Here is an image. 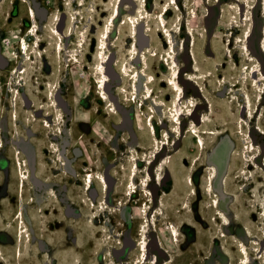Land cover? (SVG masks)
I'll return each mask as SVG.
<instances>
[{"label":"rangeland","instance_id":"1","mask_svg":"<svg viewBox=\"0 0 264 264\" xmlns=\"http://www.w3.org/2000/svg\"><path fill=\"white\" fill-rule=\"evenodd\" d=\"M177 1L37 0L39 5L32 7L25 0L17 5L24 10V22L13 19L5 33L0 32L2 54L13 69L7 72L13 77V90L9 89L10 77L0 71V124L3 121L7 136L13 137L9 125L17 115V139L23 143L11 140L10 144H16L20 161V157L40 158L46 154L41 142L48 117L52 123L50 140L56 143L58 135L47 95L60 92L65 97L61 106L68 110L65 120L60 119L63 136L59 137L69 142L66 145L71 152L80 147L83 166L81 185H71L66 174L43 178L46 184L42 189L24 187L23 201L18 184L28 177L27 170L21 177L12 176L11 188L5 179L0 190V254L5 257L0 258V264H59L63 259L69 264H264V196L260 209L254 201L260 198L259 192L252 191L254 184L250 182L243 192L239 186L246 181L238 177L242 173L244 179L255 178L254 174L249 177L254 172L250 166L256 164L259 170L261 154L257 152L264 145V106L258 105L264 98V73H259L261 67L254 71L257 62L260 64L257 58L264 57L259 47L264 39V0ZM2 6L16 8L4 0L0 10ZM39 8L47 10L46 16ZM168 8L171 10L163 19ZM25 38L28 55L23 51ZM135 44L137 50H133ZM132 70L135 73L130 75ZM197 81L203 92L195 86ZM168 83L181 93L175 100V124L166 114L174 98ZM183 87L190 98L187 102L181 99L185 96ZM238 96L244 106L249 104L247 116ZM157 103L160 106L156 107ZM43 106L49 108L50 115ZM125 116L133 127L131 142L141 139V129L150 138L151 127L155 156L164 145L149 169L151 208L148 202L141 208L143 197L133 194L136 182L130 186L133 198L125 193L129 172L123 169L128 164L124 153L128 148L125 139L129 138L123 127ZM200 118L205 122L199 123ZM156 124L160 127L158 138ZM37 130L42 131L41 136ZM141 141L151 149V141ZM220 143L221 163L225 162L222 175L230 170L228 188L235 199L226 208L231 225L220 219L224 213L219 208V195H214L212 175L216 170L210 155ZM8 150L6 139L0 155L7 156ZM153 152L146 153L149 163ZM13 153H9L11 159ZM134 155L133 163L138 159ZM48 156L52 159L55 153ZM5 158L2 156L4 171ZM14 166L13 159L11 171ZM209 171L211 184L206 185ZM102 174L115 188L101 189L96 180ZM140 174L144 176L138 185L144 186L149 177L146 170ZM191 174L199 180L201 191L206 185V201L216 206L219 220H214L213 209L203 207L201 197L190 198ZM155 177L158 182L162 177L161 184L154 183ZM53 190L58 198L50 195ZM149 190L145 187L142 195L149 198ZM260 191L264 195V186ZM30 197L35 201L30 202ZM24 206L25 219L18 226L16 219ZM25 224L32 228V234L28 232L34 236L31 245L22 243L16 234ZM65 246L70 247L71 256L65 253Z\"/></svg>","mask_w":264,"mask_h":264},{"label":"flooded vegetation","instance_id":"2","mask_svg":"<svg viewBox=\"0 0 264 264\" xmlns=\"http://www.w3.org/2000/svg\"><path fill=\"white\" fill-rule=\"evenodd\" d=\"M0 1L3 2V0H0ZM27 1H28V3H27L28 6H29V3L32 5V7L34 6V4H35V6H38L39 5V3L37 2V0H27ZM20 2H21V5H22L23 4L22 2H25V0H7V1L4 0V3H8L9 6L11 4L13 6L16 5V8H13V9H5L2 6V9L0 10V23H1V25H0V29H1L0 32L5 33V30H7L9 28V27H7V25H10V23L12 22L13 19L21 20V22H24V16H25L24 10H22V9L19 10V7L17 6ZM39 11L41 12V15L46 16L47 10L45 8H41V9L39 8ZM1 40H2V35H0V71H1V74H3V76H4V75H7V72H11V69L12 68L10 67L11 64L9 66V61L10 60L8 58H6L2 54ZM259 47H261L260 49H262V44L261 43L259 44ZM262 51H264V50L262 49ZM263 55H264V53H263ZM257 60L260 61V64H261L260 65L261 71L259 73H264V57L263 58H257ZM4 69H7V70H4ZM8 77H10V78H8V79H10V81H9L10 82L9 89L10 90H13V88H11V80H13V77H11V75L8 76ZM16 82H17V79L14 80V84L15 85H17ZM196 84L199 85L200 83L197 81ZM6 87H7V85H6ZM183 88L185 90V97H184L186 99L185 102H187V100H189L190 98H186V93H187L186 90H187V88H185V87H183ZM241 89H242V87L240 88V92H241ZM6 91H8V89ZM200 92H203V91H200ZM57 93L60 96V98H65V97L62 96V94L60 92H57ZM258 99H259V97H258ZM24 101H26V100H24ZM79 101H80V99H79ZM79 101H77V102H79ZM29 102L32 103V100L31 101L29 100ZM27 103L28 102H25V104H27ZM147 103H149V102H147ZM238 103L239 104H242V108H243L242 109V112H243V115H244L245 114V107H244L243 101H241L239 99V96H238ZM258 105L264 106V98L261 100L260 103L258 102ZM258 105L255 104V106H254V111L257 110V113H258V110H259ZM182 106H185V104L184 105L181 104V107ZM183 108H185V107H183ZM66 109L68 110V108H65V110L63 111V114L64 113L66 114V111H67ZM128 113H130V110L127 111V114ZM257 113H256V115H257ZM63 114H62V116H63ZM65 114H64V117L61 118L62 121L65 120ZM51 115L54 116L53 114H51ZM13 116H14V113H13ZM49 119H51V118L48 117V120ZM254 121L257 122V117L252 120V123H251L252 128H253V124L255 123ZM10 123H11V125H9L10 126L9 127V130L11 131V135L13 136L11 138L7 136L8 133L6 131L7 129L5 127L4 122L2 121L1 124H0L1 125V127H0V130H1L0 131V135H2L0 137L1 138L0 139V148H3L4 147L6 139H7V142H9V150H8L7 156L5 154H1L0 155V157H1V159H0V190L2 189V186H3L6 178L8 179L7 182H6L7 183V186H8V188L9 187L11 188V179H12V176L15 175V176L21 177L22 173L24 171H26V170H27V173L29 175V178L31 179V181L29 182L30 184L29 185L27 184L29 187L31 186L30 187L31 190L36 189V188L37 189L44 188L46 183L43 180V178H52V177L55 178V177H58V175L60 176V175H64V174L69 175V179H70L69 182L71 183V185H74L75 187L78 186V185H81L80 182L82 180L81 175H82V166H83L81 149L79 147V149H77L76 152H71V148H69L70 146L67 147V145H68L69 142H66V140H63V138H62L63 142L61 141V137H59V136H63V130H62V127L61 126H59V128L56 131V132H58V135L55 137L56 143H54V142H52V140H50V139H52L51 138L52 137L51 136L52 135L51 134L52 131H49L47 134H43V137H42L43 141L41 140L42 141L41 142V145H42L41 148H43V150L42 149L41 150H42V152L45 151V153H46L45 155H42L40 158H38V156H36V157L33 156L31 159L28 158L26 160H23V158L20 157L22 159V161H20V159H19V155L20 154H18V153H20V151L18 150V152H17V151L14 150V146L16 144L14 143L13 144V147H12V144H10L11 140L13 142L18 141V142H21V144L23 143V141H20L19 139H17V134L18 133L16 132V129H15L16 126L19 127V122L16 121V120L13 121V119H11V122ZM51 124L52 123H50V121H49V124L48 125H51ZM60 124H61V122H60ZM123 127H124L125 131L129 134V138H126L125 139L126 145H127L128 148L125 149V153H124L125 160L127 161V163L129 165L127 164V166H126L124 164V167H123V169H125V170L128 169L129 170V172H126V173H128V176L126 177L127 178V184L125 186V193L130 196V199L133 198V195H130L129 192L131 191L130 190L131 180H132V177H134V169L136 168V166L133 164V161H132V155L136 154L137 155V158H138V171L135 172V182H136V184H135V188L133 187V189H135L137 192H134V193H139L143 197V202L141 204V208H142V206L144 207V205H145L146 202L149 203L150 208H151V204L153 203V198L151 197L152 196V192L149 190V184H150V182L152 180V177H151V174H150L151 172H149V169L152 168V167H154V163L159 158L160 154L162 153V150L164 148V145L161 144V148L159 150V153L157 152L158 155L156 157L155 156V153L153 152L154 149L152 147V140L151 139L153 137L151 136L152 135V133H151L152 128L151 127L149 128V133H150V138H149V137H146V134H147L146 131L143 132L142 129L140 130L139 125L136 123V127L139 128V130L141 131V139L142 140H145L146 143H147L148 140L151 141V149L150 150L147 147L148 145H145V143L143 144V142L141 141V139L137 138V136L134 137V139L137 138L136 141H133V142L130 141L131 140V134H132L133 127H132L131 120L127 121V117L126 116L124 117V120H123ZM156 127H157V136H156V138H158V130H159L160 127H158L157 124H156ZM257 127H258V125H256L254 127L255 133H256V128ZM77 129H78V135H80L81 134L80 124H78ZM37 131L40 133V136H41L42 135V131H40V130H37ZM181 133H182V125H181ZM179 134H180V132H179ZM258 136H259V134H258ZM14 137H16L15 138V141L13 140ZM46 139H47L48 142H46ZM153 140H154V138H153ZM160 143H161V141H160ZM221 145H223V144L220 143L219 145H217V148L213 150V152H212V154L210 156L213 157V161H214L213 167L216 170L215 173H213V175H212V177H213V183H214L213 186H214V190H215L214 191V195H216V194L219 195V198H218L219 199V202H220L219 208H220L221 211H223L224 213H226V211H224L223 208L225 207V210H226L227 205H230L231 203L233 204L235 199H234V192H232V190H230L228 188V181H227V179L229 177V171L230 170L228 169L229 170L228 173H227V171H225V173L222 175V167L224 168L225 162L223 161V163H224V166H223V163H221V158H222L221 157V154L222 153L219 152V147ZM57 147L59 148V150H58ZM208 147H207V149H208ZM67 150H68V152H67ZM132 150H133V152H132ZM10 151H13L14 152L13 153L14 154L13 155L14 156L13 159H14V164H15V166H14L15 167V170L14 171H11V160H13V159H11L9 157ZM49 152L50 153H52V152L55 153L54 158L51 159L48 156V153ZM56 152H57V154H56ZM147 152H149V153L153 152V155H152L153 156L152 163H149L150 161L149 160L147 161V159H146V153ZM257 153H260L261 154L260 163L264 164V162L261 161V159H264V145H263V148H261V150H258ZM17 154H18V156H17ZM2 156L6 157L5 158V161L7 163V165H6V171H4V169L2 168V162H4L3 159H2ZM144 162H145L146 165L144 164ZM260 163H259V165H260L259 170L256 167V164L255 165L252 164L250 166V167H253L254 168V172L251 171L252 174H250L249 177H252V175L254 174L253 175V176H255L254 179L253 178H251L250 180L244 179V177H243L244 175H242V173H241L242 176L239 174L238 177H242L243 180L246 181V183L243 185V187H240L239 186V190H242L243 192L248 189V187L250 186L249 185L250 182L254 184L253 185V188H252V191H255L256 193L257 192L260 193V198L255 199L254 201H257L258 202L257 205H259L260 206V209H261L262 208V202H260V200H261L262 196H264V195L261 193L260 188L264 186V169H263V165H261ZM141 165H143L146 168L145 169L142 168ZM23 166H26L27 168H24L23 169L22 168ZM54 167H57V169H54ZM144 170H146V172H147V175L149 177V181L144 186L138 185L139 184L138 183V179L140 177H143L144 176V175L141 176L140 173L143 172ZM97 172H99V171H97ZM154 174L156 176V173H153V175ZM157 177L154 178V183L155 184L156 183L161 184L162 177H161V181H159V182L156 180ZM71 179H72V181H71ZM198 183H199V180L197 179V177H195L194 174H191L190 175V198L191 197L192 198L201 197V202H202L201 204H203V207H205L207 209H213L215 211V218H214V220H217V219L219 220V218H217L218 209L215 208L216 206H214V207L211 206V202L208 203L206 201V198H205V195H204V190L206 188V185L207 184H211V181H210V171H209V176H208V179H207V183H206L205 187H203V190L202 191H201L200 187L198 188V186H199ZM99 184H100V182H99ZM217 184H220V186L222 187V190L221 191L218 190ZM55 185H57V184H55ZM145 187H147V189L149 190V198L142 195V193H144L142 190H145ZM67 188H68V186H67ZM110 188L113 189V188H115V186H111L110 184L109 185H105V187H104L103 190L104 191L105 190L107 191ZM20 190H21V188H20ZM225 191L228 192V195L225 194ZM52 193L53 194H50L52 197L58 198L57 192H55V190H53ZM78 193H80V190H79ZM31 194H33V193H31ZM226 196H227V199H226ZM34 201H35V197H33V199H31L30 202H34ZM85 201H87V199H85ZM85 201H83V202H85ZM30 202H28V203L31 204ZM80 203L82 204V199L80 200ZM121 203H123V202H121ZM85 204L87 205L88 203L86 202ZM191 204H192V202H191ZM191 204H190V209L193 211V209L191 208ZM93 206H94V204H93ZM24 208H25V206H24ZM111 210H113V209H111ZM143 210H144V208H143ZM147 212H148V210H147ZM260 213L262 215V212H260ZM144 215H145V218L147 219L148 218V217H146L147 213L146 214L144 213ZM146 219H145V221H146ZM145 221H143V222H145ZM231 223L232 222L229 221V224L230 225H231ZM29 229H30V233L32 234V232H31L32 231V228L30 227ZM34 229H35V227L33 228V231H35ZM33 237L34 236L32 235L31 236V243H32ZM66 248H68V250L65 251V253H70V256H71V251H70L71 249H70V247H68V246L63 247L64 250ZM145 255H144V257H145ZM73 258H74V256H73Z\"/></svg>","mask_w":264,"mask_h":264},{"label":"bare ground","instance_id":"3","mask_svg":"<svg viewBox=\"0 0 264 264\" xmlns=\"http://www.w3.org/2000/svg\"><path fill=\"white\" fill-rule=\"evenodd\" d=\"M132 3V2H131ZM178 3V1L176 0V4ZM262 5L264 6V2L262 1ZM170 10H171V8H168L166 11H165V13H164V15H163V19L165 18V16L170 12ZM119 11H120V4H119V7H118V10H117V13L119 14ZM142 14H143V12H142ZM137 16H138V14H137ZM132 18V17H131ZM144 27V26H143ZM165 28V27H164ZM186 33H188L187 31H185ZM263 34H264V28H263ZM37 33H38V31H37ZM57 33L59 34L60 32H58L57 31ZM139 34H140V32H139ZM173 31H171L170 32V34H169V36L173 39ZM136 37V36H135ZM140 37V36H139ZM168 40V39H167ZM105 42V40H103V43ZM263 42H264V39L261 41V44H262V49L264 50V48H263ZM26 39L24 40V43H23V51H24V54H26V55H28V48L26 47ZM168 43H172V41L170 40V41H168ZM171 47H172V45H171ZM133 50H137V46H136V44L135 45H133ZM264 52V51H263ZM190 57L191 58H194V55L192 54V52L190 53ZM256 61H258V60H256ZM139 63V62H138ZM258 63V67L256 68V69H254V71H255V73L257 72V70H258V68L260 67V64H259V62H257ZM18 71V70H17ZM132 73H129L130 75H132V74H134L135 73V70H132L131 71ZM138 72V71H137ZM145 74V73H144ZM139 75H140V73L138 72V75H137V77H138V80H139ZM142 76V75H141ZM107 76H105L104 78H106ZM242 77V76H241ZM244 77V76H243ZM100 78H101V76H100ZM171 80H172V76H171V78H170ZM241 79V78H240ZM147 80H148V78H147ZM192 80V79H191ZM174 82H175V84H176V80H174ZM168 85H169V87H173L172 85H170L169 83H168ZM177 85V84H176ZM197 88H198V90L200 91V90H202V88H201V86L200 85H198V84H196L195 85ZM148 90H149V86H148V84L145 86ZM173 89V88H172ZM180 88H179V85H178V90H179ZM173 91H174V98H173V101H172V103L169 105V107H167V112H166V114H167V116L169 115V117H171L172 118V120H173V123L175 124V116L177 115V113H178V104L176 105L175 104V100L176 99H178V97H179V99H180V96H181V93L179 92V91H175L174 89H173ZM145 93H146V91H145ZM244 95V94H243ZM48 96V98H49V108H50V111L51 110H53L52 112L54 113L53 115H54V117H55V119H56V121L55 122H57V124H58V128H59V126H60V119L62 118V114H63V108H62V106L61 105H63L64 103H65V99L64 98H60V96L58 95V93H56V94H54L53 92H52V94H48L47 95ZM146 96V95H145ZM184 97L185 96H182L181 97V99L183 98L184 99ZM42 102V101H41ZM154 103V102H153ZM42 104V103H41ZM160 104V103H159ZM158 103H157V106L156 107H158V106H160ZM247 104V105H246ZM174 105H175V108H174ZM248 103H245V115L247 116L249 113L248 112H250V107H248ZM39 106H42V105H39ZM49 108H44V106H43V108L42 109H44L45 110V113L46 114H48V115H50V111H48V109ZM65 109V108H64ZM246 109H247V112H246ZM154 111V110H153ZM155 112V111H154ZM251 114V113H250ZM16 116V121H18L17 120V115H15ZM201 120H199V123L201 122H205V119H202V118H200ZM46 121V130H45V133H43V134H47L50 130H51V127H52V124L51 125H48L49 124V120H48V118L45 120ZM141 127V126H140ZM17 128H19L18 126H16L15 127V129H17ZM155 128H156V125H155ZM193 129V128H192ZM15 131V130H14ZM205 133H208L207 131L205 132ZM158 155V154H157ZM135 155H132V158L134 157ZM157 157V156H156ZM134 165L136 164V168H138V159H135V162L133 163ZM27 168V167H26ZM135 168V169H136ZM135 172V171H134ZM25 173H27V172H25ZM28 174V173H27ZM101 175V174H100ZM88 177H89V175H88ZM91 178V177H90ZM31 181V179L29 178V175H28V177L26 178V180H25V178L23 179V183H21L20 184V182H19V184H18V189L20 190V188H22L21 189V194H20V198H21V200L23 201V200H25V198H26V195L24 194V187L25 186H28ZM96 181H98V182H100V186H101V189L103 190L104 189V187H105V185H109L108 184V182H107V180L105 179V177H104V175L102 174V176H101V178H99V180L97 179ZM96 181H94L92 184H91V186H90V188H92V186H93V184L96 182ZM135 182V178L133 179V181H131V183H134ZM26 184H28V185H26ZM220 185V184H219ZM87 186V183H85V186H84V190H85V187ZM130 186V185H129ZM134 192H137V191H134ZM133 192V193H134ZM226 192V191H225ZM53 194V193H52ZM93 195V194H92ZM133 195V194H132ZM33 199V198H32ZM227 199V198H226ZM30 200H31V198H30ZM227 201V200H226ZM88 205V204H87ZM225 208V207H224ZM25 209L26 208H24V207H22V209H21V212H20V214L17 216V219H16V222H17V225L19 226V223L21 222V220H24L25 219ZM226 211V210H225ZM19 212V210L18 211H16V215H17V213ZM222 212V211H221ZM145 213V212H144ZM224 213V212H223ZM34 216H35V214H34ZM220 219L222 220V222H225L224 223V225H228L229 224V217L227 216V214L226 213H224V215L223 216H220ZM25 227H27L26 229H25ZM17 231H16V234H17V237H21V242L23 243H27L28 245H31V237L28 235V232L30 231V229L28 228V225H23V226H21L20 227V229H19V231H18V229H16ZM243 245H245L244 243H243ZM141 246V245H140ZM246 255H247V253H245ZM20 255H21V253H20ZM2 256L3 257H5L4 256V254H3V252L0 254V258H2ZM246 257H248V256H246ZM243 258V261H244V257H242ZM249 258V257H248ZM66 260H68V259H66ZM66 260H60L59 261V264H69V263H67V262H65ZM0 261H1V259H0Z\"/></svg>","mask_w":264,"mask_h":264}]
</instances>
